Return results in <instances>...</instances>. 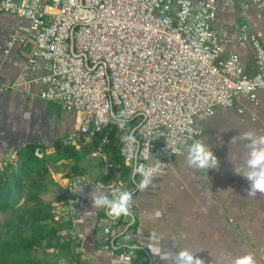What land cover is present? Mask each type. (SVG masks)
Wrapping results in <instances>:
<instances>
[{"label":"built area","instance_id":"built-area-1","mask_svg":"<svg viewBox=\"0 0 264 264\" xmlns=\"http://www.w3.org/2000/svg\"><path fill=\"white\" fill-rule=\"evenodd\" d=\"M217 1L0 0V15L27 20L32 27L35 49L28 66L41 74L34 81L40 97L79 115L68 143L97 136L113 122L112 114L123 110L126 119L137 121L120 129L121 136L134 130L138 141L128 148L121 143L126 165L133 169L137 162L159 160L166 167L181 155L189 136L202 135L200 118L213 117L218 108H233L239 95L257 104L264 89V36L247 24L240 27L258 66L257 73L248 76L235 54L224 56L213 28ZM241 3L244 10L264 7V0ZM109 142L103 137L87 157L99 159L106 171L119 167L105 154ZM83 179L72 176L66 191L72 194ZM134 184L119 180L100 185L108 192L119 188L134 193ZM80 203L75 196L70 211ZM135 204L132 200L126 216L106 213L99 219L103 251L118 254V245L133 243L129 222ZM119 255L131 263L130 255Z\"/></svg>","mask_w":264,"mask_h":264},{"label":"crops","instance_id":"crops-1","mask_svg":"<svg viewBox=\"0 0 264 264\" xmlns=\"http://www.w3.org/2000/svg\"><path fill=\"white\" fill-rule=\"evenodd\" d=\"M217 7L218 18L213 28L225 49L224 56L235 54L243 72L253 76L258 71L255 53L243 43L240 27L247 24L251 31L264 36V7L244 10L241 0H218ZM34 49L29 21L0 15V165L5 159L13 158L20 144L37 142L52 151L56 141L67 142L78 128L79 115L40 97L41 88L34 81L41 74L28 66ZM212 118L219 130L234 129L235 136L248 130L264 133V89L258 92L257 104L239 95L233 108H218ZM200 119L198 127L204 132ZM243 144V141L233 143V150L229 151L228 147H221L218 169L208 172L187 168L183 151L166 167L155 169L153 187L138 190L129 229L136 221V230L130 231L133 243L148 250L153 264H166L161 255L181 248L197 251L205 264H224L219 262V253L216 260L215 246L207 247L206 243L210 238L215 244L219 235L232 240L229 251L225 252L231 253L227 264L248 253L254 256L256 264H264V194L248 197L249 182L234 173L230 159L231 156L236 163L243 159ZM63 164L74 163L52 164L50 170L66 191L72 175L67 176L69 169L66 173L57 172L56 166ZM87 172L90 173L89 169ZM92 174L85 173L82 182L74 186L73 197L81 198L77 210L60 207V211L65 209L64 213L69 214L61 218L72 224L70 233L78 243L75 257L64 256L60 264H131L123 255H111L100 247L98 223L107 209H93L89 194L96 186L108 190L96 182L93 171ZM76 186L82 191L75 192ZM219 194L227 199H219ZM156 252L161 255H154Z\"/></svg>","mask_w":264,"mask_h":264},{"label":"trees","instance_id":"trees-1","mask_svg":"<svg viewBox=\"0 0 264 264\" xmlns=\"http://www.w3.org/2000/svg\"><path fill=\"white\" fill-rule=\"evenodd\" d=\"M136 123V120H131L128 126ZM105 136L110 140L105 154L119 167L106 171L98 159V169H94L96 182L111 185L123 180L134 184L137 177L133 179L132 168L126 165L121 156L120 129L114 122L91 139L81 136L76 143L56 141L52 151L37 142L20 144L14 150L15 157L2 162L0 264H48L37 257L40 251L56 252L67 259L75 257L78 243L70 233L72 224L61 218L69 214L64 213L65 209L60 211V207H69L74 197L54 179L50 166L63 161L73 162L67 166V176L84 175L89 168L84 167L82 161L96 150ZM113 178L112 182L109 181ZM137 194L138 191H135L133 200ZM136 228L135 221L129 231ZM64 231L68 232L64 234ZM120 237L118 234L113 239L117 242ZM115 252L130 255L131 264H153L148 250L136 243L118 245Z\"/></svg>","mask_w":264,"mask_h":264},{"label":"clouds","instance_id":"clouds-1","mask_svg":"<svg viewBox=\"0 0 264 264\" xmlns=\"http://www.w3.org/2000/svg\"><path fill=\"white\" fill-rule=\"evenodd\" d=\"M126 116L127 113L123 110L112 114V120L119 129L128 126L129 120L126 119ZM120 141L126 148L138 143L134 130L121 136ZM241 141L244 142V156L239 163L234 162L230 156L234 164L233 171L249 182L248 197H255L258 193L264 194V133L253 130L241 132L233 137L231 145ZM184 153V164L189 169L208 172L210 169H218L219 167V160L209 144L205 143V139H195L189 136L184 141ZM161 165L159 160L149 165L137 162L131 171V175L133 179L139 177V180L136 181L138 190L143 191L154 186L153 181L156 177L154 169L161 167ZM77 186L75 192H81L82 189ZM89 195L93 209L105 208L110 217L119 218L129 214L134 193L132 190L119 188L107 192L96 186ZM154 255L161 254L156 252ZM161 258L166 261V264H205V261L198 257L197 251L189 248H181L175 252L170 250L162 254ZM233 264H256V260L251 253H248L237 256Z\"/></svg>","mask_w":264,"mask_h":264},{"label":"rangeland","instance_id":"rangeland-1","mask_svg":"<svg viewBox=\"0 0 264 264\" xmlns=\"http://www.w3.org/2000/svg\"><path fill=\"white\" fill-rule=\"evenodd\" d=\"M200 125L203 126L204 132L202 131V135L200 136L201 138H198V139H205V143L209 144V146L212 148V151L214 152V155L218 158V160H219V150L221 147H224V146L228 147V151L230 149L233 150V146L231 145V140L233 139V137H235L234 129L232 130L231 128L230 129L228 128V129H222V131L219 130L218 123H216V120H213V118L212 119L211 118L200 119ZM127 127H131V126H127ZM219 131H221V132H219ZM183 151H184V149H183ZM13 157H15V155ZM82 165L84 167L89 168L90 173L87 172V174H90L92 176L93 175L92 171L94 172V169L96 170V168L99 166V161L97 158H93V159L92 158L91 159L85 158L82 161ZM52 167H54V166H52ZM56 169H57V172L66 173V171L68 170V167L65 166V164H63V165L56 166ZM200 174L201 173H199V175ZM114 179L115 178H113L111 180L108 179V180L112 182ZM207 199H208V197H207ZM219 199H227V197L223 194H219ZM215 240H216V242L214 244L212 239L207 238V242H206L207 247L215 246V248H216V260L218 257L217 254L219 253V262L220 263L221 262H223L224 264H227V262L230 263L229 261H231V256H230L231 253L230 252L225 253V252L229 251L228 247H229V245L232 244V243H230L232 241L231 238H224V236L219 235V237L218 238L216 237ZM37 257L40 260L47 262L48 264H60L64 260V256L57 254L56 252L40 251L37 253ZM222 258H224V259H222Z\"/></svg>","mask_w":264,"mask_h":264},{"label":"water","instance_id":"water-1","mask_svg":"<svg viewBox=\"0 0 264 264\" xmlns=\"http://www.w3.org/2000/svg\"><path fill=\"white\" fill-rule=\"evenodd\" d=\"M72 50H73V48H72Z\"/></svg>","mask_w":264,"mask_h":264}]
</instances>
